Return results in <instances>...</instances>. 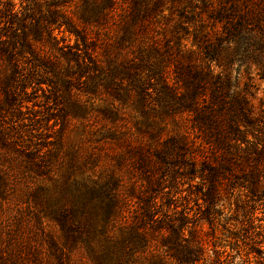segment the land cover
Masks as SVG:
<instances>
[{
    "label": "trees",
    "instance_id": "16d2710c",
    "mask_svg": "<svg viewBox=\"0 0 264 264\" xmlns=\"http://www.w3.org/2000/svg\"><path fill=\"white\" fill-rule=\"evenodd\" d=\"M0 5L8 263L264 264L215 234L225 200L264 198V0Z\"/></svg>",
    "mask_w": 264,
    "mask_h": 264
},
{
    "label": "rangeland",
    "instance_id": "374dc122",
    "mask_svg": "<svg viewBox=\"0 0 264 264\" xmlns=\"http://www.w3.org/2000/svg\"><path fill=\"white\" fill-rule=\"evenodd\" d=\"M13 2L16 3V8H18L20 0H13ZM23 4L25 3L23 2ZM66 34L67 33H65V35ZM67 37L70 39V42L74 41L73 36ZM257 84L258 90L255 93V105H258V100L263 98L262 91L264 83L257 81ZM24 143H26V141ZM247 199L248 198L245 196H242L241 201L243 200V202L239 201L235 205L233 197L229 200H225L221 205L223 214L219 219V223H216L215 225V234L219 237V239H222L219 240V242L225 244L234 243L242 254L248 253L250 251V245L252 244L253 246L260 247L262 251H264V198L256 201H250ZM191 209L192 210L189 214L192 215L196 211V206L191 204ZM245 212L249 215H253L255 218L251 222L250 220H244L242 215ZM202 228L204 231L210 230L207 223H203ZM35 231L36 232L30 233V237L33 239L32 244L34 240L37 241L40 238L38 230ZM80 251L81 250L77 249L72 251L65 249V257L62 264H86L80 255ZM22 252L24 254L21 253L19 258L11 263L7 262V256L5 253L0 252V264H55L51 258H46L47 255L44 253V248L39 251L37 247H32L31 245L29 248L22 250ZM249 256L252 260H254L255 257H258V252L254 250L249 253ZM21 257L23 260H21Z\"/></svg>",
    "mask_w": 264,
    "mask_h": 264
}]
</instances>
